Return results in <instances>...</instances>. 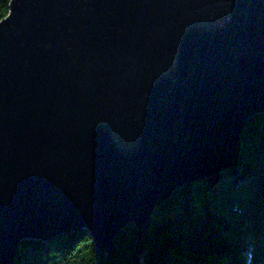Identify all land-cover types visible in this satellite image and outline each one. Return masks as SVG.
I'll return each mask as SVG.
<instances>
[{
    "label": "water",
    "instance_id": "water-1",
    "mask_svg": "<svg viewBox=\"0 0 264 264\" xmlns=\"http://www.w3.org/2000/svg\"><path fill=\"white\" fill-rule=\"evenodd\" d=\"M264 112V0H10L0 20V264L83 228L107 254Z\"/></svg>",
    "mask_w": 264,
    "mask_h": 264
},
{
    "label": "trees",
    "instance_id": "trees-1",
    "mask_svg": "<svg viewBox=\"0 0 264 264\" xmlns=\"http://www.w3.org/2000/svg\"><path fill=\"white\" fill-rule=\"evenodd\" d=\"M14 264H264V112L245 121L234 165L177 186L142 229L121 228L111 252L80 228L20 241Z\"/></svg>",
    "mask_w": 264,
    "mask_h": 264
},
{
    "label": "rangeland",
    "instance_id": "rangeland-1",
    "mask_svg": "<svg viewBox=\"0 0 264 264\" xmlns=\"http://www.w3.org/2000/svg\"><path fill=\"white\" fill-rule=\"evenodd\" d=\"M151 213H152V212H151ZM151 213H150V214H151ZM149 217H150V215H149ZM148 219H149V218H148ZM147 221H148V220H147Z\"/></svg>",
    "mask_w": 264,
    "mask_h": 264
}]
</instances>
